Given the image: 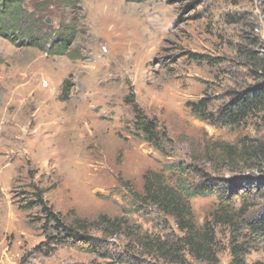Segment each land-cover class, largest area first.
<instances>
[{"label":"rangeland","instance_id":"rangeland-1","mask_svg":"<svg viewBox=\"0 0 264 264\" xmlns=\"http://www.w3.org/2000/svg\"><path fill=\"white\" fill-rule=\"evenodd\" d=\"M20 1L49 36L72 35L62 55L0 36V264H231L235 243L248 264H264V238L246 227L263 209L257 193L233 184L224 203L190 199L197 228L213 237L210 263L144 189L147 174L189 188L241 175L219 148L262 138L264 127L213 126L188 104L208 99L216 113L254 83L264 0ZM136 110L157 123L163 152L137 130ZM39 191L96 243L37 253L44 216L21 207Z\"/></svg>","mask_w":264,"mask_h":264},{"label":"trees","instance_id":"trees-1","mask_svg":"<svg viewBox=\"0 0 264 264\" xmlns=\"http://www.w3.org/2000/svg\"><path fill=\"white\" fill-rule=\"evenodd\" d=\"M142 2L143 0H129ZM69 30L59 32L57 36H49L43 31L39 20L30 15L22 6L20 0H0V36L9 40L18 47H33L45 49L48 54H65V47L71 38ZM250 71L254 83L229 93V101L218 112L209 111L208 99L190 103L193 115L207 121L213 126H221L227 129L239 127L248 120L255 119L257 125L264 127V58L256 59ZM1 92V86H0ZM135 125L142 133L143 139L156 150L163 152V137L159 132L157 123L136 110ZM225 158L229 160L230 167H239L241 175L233 179H215L208 175L203 176L200 184L193 187L184 185L172 186L166 182L163 175L147 174L145 180V195L153 204L157 205L163 213L173 217L181 231L185 233L184 246L189 248L191 254L197 259L212 262L214 256L208 247V241L213 237L209 235L206 226L204 231L197 228L194 221L190 199L194 197L217 196L224 203L229 201L227 192L232 193L233 184L243 187L248 194L253 192L264 200V136L262 138L245 137L237 146L222 145L219 148ZM35 204L22 206L25 211H32L40 207L43 218L42 231L45 241L36 247L37 253L49 256L57 248L65 246H93L96 241L84 228L85 224L78 222L75 226L63 223L53 208L44 201V194L39 191L35 194ZM263 209L257 218L246 221L248 233L252 238H264V203ZM243 214L246 213L243 210ZM243 215V216H244ZM210 237V238H209ZM231 264H248L245 260L243 245L235 243L231 246ZM261 264V263H256Z\"/></svg>","mask_w":264,"mask_h":264}]
</instances>
